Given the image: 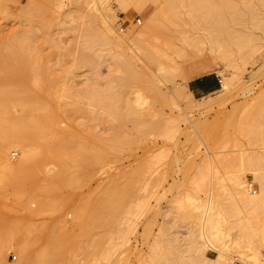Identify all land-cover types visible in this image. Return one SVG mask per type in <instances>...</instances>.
Masks as SVG:
<instances>
[{
	"label": "rangeland",
	"instance_id": "rangeland-1",
	"mask_svg": "<svg viewBox=\"0 0 264 264\" xmlns=\"http://www.w3.org/2000/svg\"><path fill=\"white\" fill-rule=\"evenodd\" d=\"M162 9L166 13L163 10L162 14L152 16L147 32L157 60L152 67L140 62L134 67L137 77L132 78L122 66L119 47L87 45L86 36L90 28L98 26L99 20L86 0H0V52L10 54L11 49L5 43L16 34L25 32L32 41V48L29 45L19 50L21 56L24 54L21 59L0 57V88L12 83L28 88L40 104L35 101L36 105L44 107L39 110L51 125L48 138L56 134L72 137L76 145L88 146L95 160L92 165L84 162L73 165L75 174L62 180L66 183L62 192L67 203L56 211L44 210L35 215L28 208L29 204L32 208L38 206L31 198L34 187L59 169L49 156L47 160H37L30 171L32 175L10 177L0 183V241L6 235L19 244L26 242L29 264H168L167 261L176 264L181 255L187 261L189 245L184 237L189 213L180 208L178 200L184 199L200 181L199 171L208 164L206 160L216 158V166L232 169L238 163L240 151L250 152L249 149L262 146L260 138L253 139L252 135L264 131V0H128L126 8L110 18H114L112 21L118 28L126 21V30L135 25L133 28L139 29L152 10ZM136 17L142 18L141 24ZM255 45L260 47L259 53L245 63L238 59L237 69L222 65L221 55H231L238 49L247 51ZM196 60L208 67L190 78L184 69ZM161 66L171 72L161 71ZM219 67L236 72L241 82L209 105L213 96L196 97L188 83L202 75L216 76ZM163 74L164 82L159 80ZM252 74V83L245 88L244 80H249ZM152 79L157 80L158 88L150 87ZM140 90L146 96L144 107L148 111L143 117L144 128L137 131L132 121L125 124L114 117L108 105L111 96H125L133 102ZM13 107L9 117H19L20 113L23 117L19 107ZM184 109L207 133L209 144L214 143L211 147L214 154L202 142L205 147L201 143L200 152L198 148L193 157L194 146L201 140L198 143L192 137L194 127L189 119L177 133L165 132L171 116L188 117ZM34 132L29 145L40 152L41 143L46 140L40 138L38 131ZM126 138L132 139L129 145L123 143ZM21 151L13 148L8 155L17 162ZM202 156L206 164L200 159ZM260 167H264V158ZM244 176L259 192L252 175ZM210 177L205 180L206 187L211 183ZM116 184L129 187L128 201L144 204L141 215L132 216L137 224L135 230H128L132 233L127 231L131 234L128 243L123 239L128 233L117 235L127 229L123 223L115 227L118 222L112 224L110 218L93 220L98 216L94 203ZM73 205L90 211L88 228L78 224ZM160 226L162 236H158ZM66 230L75 239L74 245L66 250L65 259L61 254H50L41 261L44 249L53 244L52 235ZM155 245L159 247L156 255L152 250ZM103 251L108 254L102 255ZM3 253L0 264L20 263L22 256L15 248ZM215 254L208 251L210 257ZM195 261L202 264L197 255Z\"/></svg>",
	"mask_w": 264,
	"mask_h": 264
},
{
	"label": "bare ground",
	"instance_id": "bare-ground-1",
	"mask_svg": "<svg viewBox=\"0 0 264 264\" xmlns=\"http://www.w3.org/2000/svg\"><path fill=\"white\" fill-rule=\"evenodd\" d=\"M86 3L90 6V10H92V13H94L99 20L98 26L90 28V33L86 36V42L89 47L99 43L112 44L115 48L119 47L121 49L119 55L122 57V66L127 75L132 78L137 77L134 67L138 66L140 62L144 63V65L148 67L153 66L152 64L156 62L157 57L154 49L151 48V44L149 43L150 39L147 34L148 30L151 28L149 22L152 16H156L159 12L162 14L164 10V13H166V9H162L157 12H154L153 10L152 12L150 11L151 13L148 16V19L144 24H142V26L139 27V29H134L133 27L136 28V25L134 24L135 26H131L132 29L130 27L126 30L116 27L112 21L114 18L111 19L110 17L115 16L116 11L126 8L128 0H107L106 2L104 0H86ZM30 36H26L25 32L23 34H16V36L14 35L12 39L7 40L5 43V47L11 49L10 54H6L2 51L0 52V57L5 58L7 56H11L12 58L14 57L18 60L21 59L24 54L21 56L19 50L21 48L25 50V48L29 47L31 44L30 42H32L30 40ZM84 45H86V43H84ZM256 45L252 48L250 47L247 51H244V49L234 51L237 52V55H235L234 52L231 55H221L220 59L222 60V65L230 69H237L239 66L237 64L238 59H241V61L245 63L250 57H254L259 53L260 47ZM207 67V64L196 60L186 67L184 71L189 73V77L192 78ZM160 70H168V72H171V69H166L164 66H161ZM157 74H159V72ZM253 74L249 80H244V84L246 86L245 88L252 83L251 81L254 78ZM218 75L222 76V84L218 90L210 93L213 97H211L209 105H212V103L228 94L234 87L237 86L236 84L241 82L236 72H227L221 67L218 68ZM152 80L153 82L150 87L155 89L158 88L159 84H157V80ZM159 80L163 82L166 81V76H164V74L161 75ZM107 97L108 96H105L106 99H108ZM109 100L111 102L108 107L114 117L121 119L125 124L128 120L132 121L134 129L137 131L144 128L142 125L143 117L146 115L148 110L144 107V102L146 103L147 100L141 90L138 91L133 102L125 96L122 98L111 96L109 97ZM35 101L37 102V105H40L37 99L32 97L28 88L20 83L7 84L0 88V183L3 184L10 177L25 178L32 175V172L30 171L33 169L34 164L38 163L37 160L39 158L46 159L49 156L59 167L54 174L47 177L48 180L46 182L40 183L39 186L36 188L34 187L32 190L31 198L38 202V206L37 208H32L29 204L28 208L33 214L38 215L44 210H59L67 203V200L62 192L66 183L62 180L65 177H72L75 174L76 171L73 169V165L76 162H84L92 165L95 160L89 147L76 145L72 137L64 138L56 134L53 136L54 138L49 139L48 135L51 132V125L46 120V115L39 110H43L44 107L37 106ZM118 101H120V103H118ZM201 103L202 101L198 104ZM13 106L19 107V109L24 113L23 117H20L22 116V113H20L21 115L16 118L12 116L9 117L11 114L10 109ZM34 111H39V113H35ZM183 111L188 117H184L182 115L171 116L168 120L169 126L165 132L175 131L177 133L182 129L183 123L189 119L194 127L192 137L196 138L198 143L199 139L201 140L199 144L194 146L195 151L193 153V157L194 154H197L196 150L198 148L200 152L201 145L204 147L206 145L205 148H208L207 150H209V153L214 154L211 149V147L213 148L214 143L209 144L208 139L206 138L207 133L198 126V123L194 122L189 117V114L185 109ZM34 131H38L40 133V138H42L43 141L46 140L45 144H39L43 147L40 152H37V149L35 150L31 148L32 146L30 147L29 145V141L35 137ZM144 132H148L147 129H145ZM263 132L260 134L258 133L259 136L256 135L257 133L252 135L253 139L260 138L262 146H258L259 148L255 147L254 149H249L248 151L250 152L240 151V153L237 154L238 163L236 166L238 167L234 166L232 169L224 167L222 169L219 166H216L214 162L216 158L214 157L215 159L212 160L213 157L209 155L212 158L206 160V163L208 162L206 166L203 164L205 170L201 169L202 171H199L202 176H200V181H196L197 183L196 186H194L195 188H193L194 190L191 188L192 191L187 192L184 199L178 200L180 208L185 209L186 211L188 210V218L190 222L187 221L189 226L187 227L188 230L184 237L186 243L189 245L188 259L185 261L183 259L184 256L181 255L176 264H195L196 255L199 260H201L202 264H237L238 262L241 264H264V167H260L262 166L264 158ZM250 133L252 132H249V134ZM131 140L132 139L130 138H126L123 143L129 145ZM30 142L32 143V141ZM202 142L205 145H203ZM13 148L22 150V156H20L21 158L17 162H13L8 155L9 151ZM199 152L197 156H199ZM200 159H202L203 163H205V157L203 158L202 156ZM203 165L201 168H203ZM4 169L10 170L7 172L3 171ZM211 174L212 177H210ZM246 174H251L252 179L254 178V182L258 183L259 192L258 189H254L253 184L244 180V175ZM197 177L199 178V175H197ZM209 177L211 178V180L209 179L211 183L209 187H206L205 180ZM129 194L130 192L128 186L120 187L117 184L114 185L110 191L105 193L103 199L94 203V209L96 210V214L98 216L94 217L93 220L102 221L103 219L110 218L112 224H116L118 222L115 227L119 224L122 226V223L124 224L123 227L127 226V229H124V232L118 231L117 234L116 230L115 233L117 235L127 234L130 232L128 231L130 228L135 230L137 223L132 216L138 217L141 215L140 213L144 209V204L141 202L131 203L128 201ZM72 208L76 213L78 224L84 227L87 226L88 228L90 211L88 212L87 209H83L78 205H73ZM120 226H118V228H120ZM161 226L160 228L158 227L160 232L158 233V236H160V234L161 236L164 234ZM130 235L128 233L127 237L124 236L123 238L127 240V243ZM52 238L53 244H50L44 249L40 259L41 261L45 260V257L50 254H61V256L65 259L67 254L66 250L68 247L74 245L73 243L75 238L68 230L58 232V234H53ZM119 239L121 238L119 237ZM155 243H157V241ZM10 248H15L21 254V261L18 264L30 263V250L26 242L19 244L13 238L6 235L3 238L1 237L0 255L5 252V250ZM158 248L159 247L157 246L154 249L152 248L154 255L157 254ZM111 249H107L108 252ZM209 250L216 253L214 257H210L208 255ZM104 253L106 252L103 251L102 255L105 256ZM4 254L5 253H3L2 256H4ZM109 255H107V257ZM167 262L168 264H174L169 263V261ZM42 264L45 263L42 262Z\"/></svg>",
	"mask_w": 264,
	"mask_h": 264
},
{
	"label": "crops",
	"instance_id": "crops-1",
	"mask_svg": "<svg viewBox=\"0 0 264 264\" xmlns=\"http://www.w3.org/2000/svg\"><path fill=\"white\" fill-rule=\"evenodd\" d=\"M188 86L196 97H201L218 90L220 84L216 76L206 74L192 79Z\"/></svg>",
	"mask_w": 264,
	"mask_h": 264
},
{
	"label": "built area",
	"instance_id": "built-area-1",
	"mask_svg": "<svg viewBox=\"0 0 264 264\" xmlns=\"http://www.w3.org/2000/svg\"><path fill=\"white\" fill-rule=\"evenodd\" d=\"M135 20H136V22H137L138 24H141V23H142V18H141V17H136ZM125 23H126V21H122V22L120 23V24H121V25H120V28H121V29H125V27H124ZM216 77H217V80H218L219 84L221 85V84H222L221 77H220L218 74H216ZM14 258H16L15 255H14Z\"/></svg>",
	"mask_w": 264,
	"mask_h": 264
}]
</instances>
